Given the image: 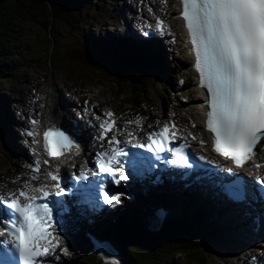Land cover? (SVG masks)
Instances as JSON below:
<instances>
[{"label":"snow or ice","instance_id":"1","mask_svg":"<svg viewBox=\"0 0 264 264\" xmlns=\"http://www.w3.org/2000/svg\"><path fill=\"white\" fill-rule=\"evenodd\" d=\"M181 5V15L195 54L194 67L208 93L206 128L214 134L213 150L230 159L237 168L242 167L253 157L264 154V0H181ZM161 25L162 21L158 19L157 27L163 31ZM107 115L112 117L114 113L109 111ZM139 122L137 117L136 123ZM100 129L97 139L106 140L108 148L96 153L97 167L91 171V179L102 197L91 204V211H95L100 203L110 206L119 203L123 197L121 192L106 190L104 176L117 187L128 179L123 165L130 156L129 147L143 148L153 153L157 160L161 159L159 153L173 151L177 158L168 163L191 167L184 157L183 145L170 148L176 138L174 123L171 131L169 122H165L158 132L148 133L150 143L147 145L120 141L116 135L109 137L108 133L113 129L122 131L115 120H106ZM27 135L34 133L29 130ZM43 135L44 149L49 156H63L70 148L79 146L74 131L56 125H49ZM200 159L206 160L205 157ZM207 162L223 168L218 162ZM27 167L34 172L40 171L38 161ZM224 170L232 173V169ZM46 175L57 182L53 185L57 190L47 191V186L33 185L32 194L24 188L16 190L18 196L14 192L0 193V225H3L0 227V264H45V259L58 247L68 254L66 247H60L61 240L55 235L63 215H54V212H71L60 198L72 190L61 186L58 175L52 172ZM89 178L84 171L72 176L75 182ZM257 182L264 186V179L258 177ZM261 196L264 197V193ZM239 198L243 199V195ZM107 256L108 264H119L113 254Z\"/></svg>","mask_w":264,"mask_h":264},{"label":"rangeland","instance_id":"2","mask_svg":"<svg viewBox=\"0 0 264 264\" xmlns=\"http://www.w3.org/2000/svg\"><path fill=\"white\" fill-rule=\"evenodd\" d=\"M105 3V0H92L90 9L94 13L92 15L91 23L89 25L86 24L83 27H80L76 31H63L62 36L64 40L61 43L63 50L67 49V52L74 51L75 54L76 46H71V42L76 39L79 41L80 34L87 30L91 31L92 34H98V31H102V33H113L116 31V29H121L118 25L114 26L115 24L107 23L104 20V16L106 15H115V13H113V6H110V8L109 6H107V10H104L103 6ZM172 5L173 2L171 3V6ZM118 21H120L119 17ZM174 24L177 26V21H174ZM25 29L27 30V33L24 35V38L26 42L29 41V45L23 47L24 53L22 52V54L23 56H26V59H24L22 65L18 68V75L17 77L13 78L11 88L9 87L8 83L2 85V79H0V93L6 91L7 95L11 98L15 99V97H17V109L22 108L19 104L21 99L27 98L28 100V97L33 98L35 94L37 95L39 93L45 92L47 97L44 100L47 103L49 100V96L52 94L57 98L66 97L61 93L65 94L66 88H69L72 92L83 93V95H81L83 97H90L92 102H96L99 105H110L111 107L117 108L120 111L129 109L131 108V106L136 105L137 107L133 110V116L137 112H142V108L147 107L145 102L150 103V107L153 109V111L158 112L157 119H160L161 121H165L168 117L166 107H171V112L176 113L178 120H186L187 125H189L188 118H193L192 115H195L194 110L196 108L194 106H189L190 104H192V101L189 100L187 102H181L180 99H178L177 94L175 93L178 90V94L188 99L189 96L188 94H185V92L191 89L189 95L195 96L194 90L192 89L193 85L191 82L188 86H180L178 84V76H185L180 71V69H184L189 66V62H187V55L181 48H179V51L175 48L178 54L177 52L168 51V54H166L168 55L167 61L164 59L163 54L159 56L163 62H167V65L164 68H158L157 66L156 68H152L145 62L136 63L134 67L139 69L140 72L152 74L151 76L153 78V82L150 83V81L148 80L151 86H147L145 88H142L141 90L133 89V104L130 106L125 101V95L122 97L115 94L117 87L120 88V90L124 89V86L119 84V78L117 79L113 76L103 73L97 65L83 66V64H78V66L72 67V73H68L64 69H56L55 66L54 68L51 67L48 58L43 59L44 56H49V51L51 49L50 46L47 47V44L51 42L49 36L47 35L44 37L42 32H39L40 28L38 27L31 30H28L25 27ZM102 33H100L101 36ZM73 37H75L76 39ZM78 55L79 48L77 47V56ZM42 61H45V63H42ZM170 64L172 67H170ZM163 71H172V77L170 78L171 88H169V86H167V88L160 87V82L163 81L160 75ZM133 76H137L138 79H134ZM133 76L131 78L135 81L143 80V77L138 74H134ZM116 80L118 84L116 83ZM36 89L37 92L33 94V91ZM30 92L32 93V95H30ZM155 92L158 95H162L164 100L162 102V105H160V102L158 100L159 98L157 97V95H155ZM67 97H75L74 100L77 101V98L79 99L80 96L78 94L71 93ZM31 102H33L32 99ZM24 108L22 109L25 110L26 108ZM159 112H161V115H159ZM2 114L3 110L2 108H0V116H2ZM13 114L16 116V114L14 113V105L12 104V115ZM10 123L11 125H13V122ZM12 129L15 130L14 126H12ZM0 131H2V133H0L1 185L2 180H4L2 176L6 173V171L10 172L15 167H20V164H15V161L12 160V156H14L13 152L10 150L9 143L7 141H4L3 133L5 132V127L3 122H0ZM9 131L12 132L11 128L9 129ZM6 156L8 157V159H6ZM183 215L189 217L187 214ZM189 218L197 219L192 217ZM198 220H200V222L198 223V229L200 232L204 233V236L207 239L206 243L208 244V247L205 248V252L210 258V264H234L238 259V255L236 253L239 252L241 248L233 244L231 240H226L224 238V235L216 229L214 223H210V221H207L206 217ZM203 225L205 226L204 228H202ZM216 238L219 239V242L216 240ZM73 242V257H75V260L79 264L86 262L89 263V260L95 262L92 257L88 256L89 252L83 244L85 242L84 240H82V242H78L77 238H74ZM242 256L248 259V255L246 256V253H244ZM220 257L224 259L222 260ZM68 260L69 263L67 264H76L74 263L73 259Z\"/></svg>","mask_w":264,"mask_h":264},{"label":"trees","instance_id":"3","mask_svg":"<svg viewBox=\"0 0 264 264\" xmlns=\"http://www.w3.org/2000/svg\"><path fill=\"white\" fill-rule=\"evenodd\" d=\"M91 3L92 0H0V79L5 78L9 85L12 84L18 68L26 59L22 54L23 47L29 45L24 38L27 33L25 27L28 30L38 27L44 37L49 36L51 42L47 47L51 49L49 56L43 59L48 58L53 68L72 73V67L78 64L97 65L110 76H133V73L122 69L116 52L105 50L107 54L100 48L91 51L90 46H86L79 49L77 56V45H74L75 54L62 49L63 31H76L91 23L94 13L90 9ZM104 19L108 20L107 17ZM128 69L133 67L129 65ZM127 81L130 84L136 82L132 78ZM137 85L140 88L139 82ZM142 228L139 217L133 214L125 239H116L129 264H176L178 258L186 264H209L203 235L195 231L189 218L166 221L157 235H151Z\"/></svg>","mask_w":264,"mask_h":264},{"label":"bare ground","instance_id":"4","mask_svg":"<svg viewBox=\"0 0 264 264\" xmlns=\"http://www.w3.org/2000/svg\"><path fill=\"white\" fill-rule=\"evenodd\" d=\"M105 1L107 2L108 0H105ZM112 1H114V0H112ZM123 1H125L126 3L128 2V0H123ZM114 4H115V1H114ZM124 7H125L124 4L119 5V11H122ZM138 9H142V8L141 7H138ZM119 16H121V15H119ZM172 17H173V15H172ZM177 22L181 26V21L177 19ZM126 27H127V25L125 26V28ZM136 33H138V31ZM104 35H107V34H104ZM92 37H93V40L94 39L97 40L95 34H92ZM77 44H79V42L77 40H73L71 42V46H74V45H77ZM100 47H103V46H100ZM183 48L186 50L185 47H183ZM106 50L107 51H112L113 53L114 52H119L122 55L130 56V57H134V58L140 59L139 61L142 62V63H143V61L148 62V63H153L158 68H164L167 65L166 61L163 62L160 59V57H159V56H161V54H163L164 55V59H165L166 52L164 50H160V51L143 50V49L136 48L134 46H132V47L131 46H124L121 43H118V44H115V45H112V44L111 45H108L107 44L106 45ZM117 56H119V55H117ZM122 69H123V67H122ZM167 69H169V68H167ZM180 71L183 74L188 75L189 79L186 82V85L188 86L189 83H190V75L189 74H194V71L192 69H189L188 67L187 68H184V69H180ZM133 78L134 79H138L137 76H133ZM194 88H195V86H194ZM193 90H195V89H193ZM190 92H191V89L188 90V91H186L185 94H188L189 100L192 101V104H190L189 106H194L196 108L194 110V114H195L194 119H195L196 122H199V124H200V111L198 109V105L201 102V99H199V94L195 97V96L189 95ZM8 97H10V96H8ZM203 98H204V96H203ZM43 101H45V100H43ZM62 107H63V104L60 103L56 99V96H54L53 94L50 95L49 96V100H48L47 108L48 109L56 108L57 109V112L55 114H52L50 110L46 111V113H45V121H49L51 124H57V121L59 122L61 120V109H62ZM2 110H3V114H2V116H0V122L9 123V121H10V115H9V111H8L6 105H3L2 106ZM22 124H23V122H22ZM10 134L11 135L9 136V138L11 140H13L15 138V134H12V133H10ZM4 137H5V142L7 141L9 143V145H11L12 144V141L9 140V139H7V135L6 134H5ZM14 147H15V144L13 143V149H14ZM6 159H8L7 156H6ZM17 177L20 180H23V181L24 180H28V178H26L25 176L20 175V174H18ZM12 183L13 184H17L18 183V180L16 179ZM11 185L12 184L9 183L7 185V187L9 188ZM161 197H162V193H161ZM153 201H157V200L154 199V198H151L150 195H142V194H139L138 195V199H137L136 202L127 201L126 202L125 209L123 211H121V212H116L115 220L112 221L111 218H108L106 220V223L108 225H114L118 221L126 218L128 216V214H129V212H131V211H133V210H135L137 208L144 207L145 203H152ZM182 201H191V204H188L184 208L190 214H194V213H197L198 214L199 213L201 216H209L210 222H213V220H215L214 215H217V216L223 218V220L226 219V217L224 215H227V212H224V215H223V214H221L219 212L213 211L214 207H213L211 201L208 200V199H200L196 195H192V196L184 195V193H180L179 191L174 196V199H173V195H171L170 200H167L166 199V196H164V202L167 203L168 206H170V207L173 205V207L176 208V210H174V211H178L179 208H183L182 207ZM174 211H171V212H174ZM186 211H182L180 214L181 215L186 214L187 213ZM230 216H231V219H232V222L234 223V225H236V226H238V227L241 228V225H242L241 219H236L232 215V213H230ZM223 220H221L220 218L217 220L216 229L220 233H222L224 235V238L226 240H230V236H231L230 231L229 230H226V229L225 230H222V229L219 228L220 227V222L223 221ZM80 224H81V227H82L81 228L82 231L89 230V228L91 227V225L87 224L83 218L80 220ZM216 240L219 242V239L218 238H216ZM220 258L222 260L224 259L222 257H220ZM124 261H125V264H129L128 263V260L127 261L124 260Z\"/></svg>","mask_w":264,"mask_h":264}]
</instances>
